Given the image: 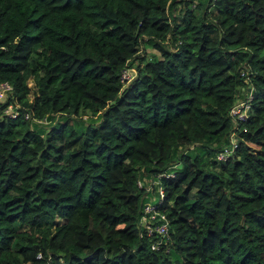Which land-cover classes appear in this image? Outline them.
<instances>
[{
    "label": "trees",
    "instance_id": "1",
    "mask_svg": "<svg viewBox=\"0 0 264 264\" xmlns=\"http://www.w3.org/2000/svg\"><path fill=\"white\" fill-rule=\"evenodd\" d=\"M2 81L0 264H264V0H0Z\"/></svg>",
    "mask_w": 264,
    "mask_h": 264
},
{
    "label": "built area",
    "instance_id": "2",
    "mask_svg": "<svg viewBox=\"0 0 264 264\" xmlns=\"http://www.w3.org/2000/svg\"><path fill=\"white\" fill-rule=\"evenodd\" d=\"M135 71L133 68L125 65L120 72L121 83L130 81ZM12 91V86L6 81L0 82V104L4 103ZM252 97V88L249 86L246 88L243 97H238L236 102L230 107L229 115L233 123L243 120L247 115L249 107L248 100ZM20 106L18 103H8L3 108V113L15 117L20 113ZM24 119L29 118V109H24L21 112ZM39 122H46L42 119H34ZM236 136L233 131L228 134V143L224 145L216 154L215 158L220 161L226 160V158L232 154L236 145ZM176 164L171 165L174 168ZM172 176V172H161L153 178H141L137 180V186L141 187L146 195H149V199L146 200L141 207V214L139 217V226L143 233L152 237L150 248L152 250H158L161 247L167 248L169 240V225L163 212L159 211L157 204L163 197V187L160 184L158 177Z\"/></svg>",
    "mask_w": 264,
    "mask_h": 264
},
{
    "label": "rangeland",
    "instance_id": "3",
    "mask_svg": "<svg viewBox=\"0 0 264 264\" xmlns=\"http://www.w3.org/2000/svg\"><path fill=\"white\" fill-rule=\"evenodd\" d=\"M145 52L146 53H154L155 52V49H151V48H147L146 50H145ZM27 84H28V86H32V77L30 76V77H28V79H27ZM29 98H30V95H29ZM89 115L88 114H81L80 116H78V117H81V119H83V120H87V117H88ZM72 117H74V116H72ZM44 124H46V122L44 123Z\"/></svg>",
    "mask_w": 264,
    "mask_h": 264
}]
</instances>
